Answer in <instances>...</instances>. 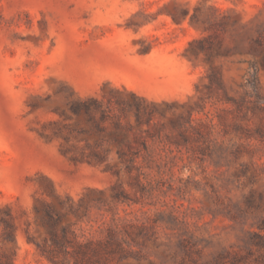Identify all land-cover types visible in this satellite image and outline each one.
Returning <instances> with one entry per match:
<instances>
[{
  "label": "rangeland",
  "instance_id": "374dc122",
  "mask_svg": "<svg viewBox=\"0 0 264 264\" xmlns=\"http://www.w3.org/2000/svg\"><path fill=\"white\" fill-rule=\"evenodd\" d=\"M120 92L178 101L156 119L172 149L141 172L70 157L99 135L69 99ZM190 107L198 131L183 138L172 121ZM46 204L82 240L114 230L112 264H264V0H0V206L17 216L16 264H52Z\"/></svg>",
  "mask_w": 264,
  "mask_h": 264
},
{
  "label": "trees",
  "instance_id": "16d2710c",
  "mask_svg": "<svg viewBox=\"0 0 264 264\" xmlns=\"http://www.w3.org/2000/svg\"><path fill=\"white\" fill-rule=\"evenodd\" d=\"M215 78L222 87L219 79ZM252 86L256 90L259 89L257 77ZM176 102L178 101H156L137 93H133V99L130 100L121 92L117 95L104 93L102 98L93 95H77L76 98L69 99L70 109L76 114H85L86 122L91 128L96 129L99 135L95 144L91 145L88 142L86 144L91 149V153L70 155V157L75 161H86L105 169H114L121 165L128 172H141L146 167H152L157 162L158 149H172L169 144L170 134L163 133V127L156 122V119L165 112L161 109L162 105L165 104L169 109ZM195 110L194 107H190L186 115L172 121L173 127L180 131L183 138L190 137L191 128L198 131V127L192 125V121L195 120L193 117ZM130 113L134 116V123L130 120ZM143 126L146 127L143 128ZM72 132L78 136L82 133L87 134L88 130L75 128ZM111 146L117 148L115 163L110 162ZM65 154L68 155L67 152ZM35 209L38 213L40 212L36 206ZM43 216L47 218L50 225L44 242L38 243V248L52 264H112L116 256L124 254L125 247L114 230H109L103 239L82 240L70 226H63L60 230L56 228L62 213H55L50 204L44 210ZM17 230V216L12 206H0L2 248L0 264H16ZM11 243L13 244L11 248H5ZM236 260H234L235 264ZM216 264L228 263L225 259L218 258Z\"/></svg>",
  "mask_w": 264,
  "mask_h": 264
}]
</instances>
